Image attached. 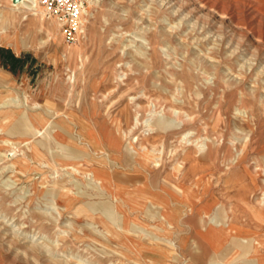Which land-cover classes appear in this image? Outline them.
I'll list each match as a JSON object with an SVG mask.
<instances>
[{
	"label": "rangeland",
	"instance_id": "rangeland-1",
	"mask_svg": "<svg viewBox=\"0 0 264 264\" xmlns=\"http://www.w3.org/2000/svg\"><path fill=\"white\" fill-rule=\"evenodd\" d=\"M88 2L70 45L0 0V264H260L264 0Z\"/></svg>",
	"mask_w": 264,
	"mask_h": 264
},
{
	"label": "bare ground",
	"instance_id": "bare-ground-1",
	"mask_svg": "<svg viewBox=\"0 0 264 264\" xmlns=\"http://www.w3.org/2000/svg\"><path fill=\"white\" fill-rule=\"evenodd\" d=\"M11 1V5L13 6V7H18V6H22V7H24L25 9H30V7L28 6V5H30V4H32V1L33 0H19L17 3H14L13 2V0H10ZM32 8V7H31ZM149 8V7H148ZM40 10V9H39ZM37 11V10H36ZM237 13V12H236ZM239 17V16H238ZM191 18V17H190ZM238 19V18H237ZM227 25V24H226ZM229 26V25H228ZM221 28V27H220ZM124 34V33H123ZM236 34V33H235ZM84 36H85V34H84ZM84 38V37H83ZM120 92V91H119ZM134 125V124H133ZM149 127H151L148 131L149 132H152V131H154V129L155 130H158V129H162V130H166V129H172V130H179V129H181L182 128V126H179L178 124H176V123H174L172 120H170V119H164V118H156V120H155V122H151L149 125H148ZM152 127H154V128H152ZM50 132H51V130H50ZM145 134V133H144ZM49 135V134H48ZM187 135H189V132H186V133H184L183 134V137H185V136H187ZM133 141H134V139H133ZM133 141H132V139H131V141H130V143H129V145L127 146V151L129 152V153H131V154H133L132 153V151H130L131 150V148H130V146L131 145H133ZM137 141V140H136ZM197 141V140H196ZM206 143H207V141H206ZM135 145V144H134ZM201 145H199V147H200ZM204 146H205V148L203 147V148H201V151H203V152H205V151H207V147H206V145L204 144ZM137 148V147H136ZM142 150H146L145 148L144 149H142ZM250 154V153H249ZM139 155L142 157L141 158V160L143 161V164L145 165V166H147V164L149 163V161L150 160H152V159H154V157H153V155L149 152V151H142L141 153H139ZM212 155V154H211ZM216 155V154H215ZM127 161V160H126ZM105 175H106V171L105 170H103L102 171ZM97 173L96 172V175H94V176H104V174L103 173ZM109 176H110V174H108ZM112 175V174H111ZM100 181H102V184L103 183H105L106 184V188H108L109 190H112V191H118V190H120V189H122V190H124L125 191V189L124 188H121V187H119L116 183H115V181L113 180V182L112 183H108V182H105V180L104 179H100ZM95 182H96V180H95ZM99 183V182H98ZM125 185V184H124ZM143 188H145V186L144 185H140V187H139V185H138V187H136V189H135V191H138V190H140V189H143ZM180 191V190H179ZM134 192V191H133ZM179 195V194H178ZM148 203V202H147ZM187 204V203H186ZM221 204V203H220ZM184 206V205H183ZM188 206V205H187ZM223 207H224V205H223ZM223 211V210H222ZM162 212H164V210L162 211ZM218 212V211H217ZM161 217H162V219H164V220H167L168 222H169V219H170V216L168 215V213H170V212H168V210H165V215L164 214H162L161 212H157ZM185 213V212H184ZM185 215V214H184ZM224 215V214H223ZM180 216V215H179ZM169 217V218H168ZM186 217V216H185ZM220 217V216H219ZM218 217V218H219ZM223 217V216H222ZM183 219V218H182ZM222 219V221H223V218H221ZM150 220V219H149ZM193 220V219H192ZM213 220V219H212ZM212 220H210V221H212ZM216 220V219H215ZM214 221V220H213ZM225 221V220H224ZM223 221V222H224ZM215 222V221H214ZM208 224V223H207ZM215 224V223H214ZM213 224V225H214ZM219 225V224H218ZM222 225V224H221ZM208 237H209V239H210V242H209V244H210V246L215 250V251H217L219 248H220V246H221V244L222 243H225L230 237H231V235H236V234H238L237 233V231L234 229V228H232V227H229V226H227L226 227V225H224V226H222V227H220V225H219V227H212V228H209L208 229ZM251 239V238H250ZM255 244H254V246H255V248H254V252H255V255H257L258 256V251H257V246H259V245H262V244H264V241L261 243L260 241H258V240H255ZM174 245V244H173ZM179 249V248H178ZM225 249V248H224ZM228 249V248H227ZM235 252V251H234ZM252 252V251H251ZM182 254V253H181ZM238 254V253H237ZM239 255V254H238ZM180 257V256H179ZM231 260V259H230ZM258 260L263 264V262H262V260H264V256H258ZM256 261V260H255ZM260 263V264H261Z\"/></svg>",
	"mask_w": 264,
	"mask_h": 264
},
{
	"label": "built area",
	"instance_id": "built-area-1",
	"mask_svg": "<svg viewBox=\"0 0 264 264\" xmlns=\"http://www.w3.org/2000/svg\"><path fill=\"white\" fill-rule=\"evenodd\" d=\"M42 14L59 26L64 41L73 45L85 34L88 0H36Z\"/></svg>",
	"mask_w": 264,
	"mask_h": 264
},
{
	"label": "crops",
	"instance_id": "crops-1",
	"mask_svg": "<svg viewBox=\"0 0 264 264\" xmlns=\"http://www.w3.org/2000/svg\"><path fill=\"white\" fill-rule=\"evenodd\" d=\"M1 51V54H2V57H3V64L7 67H10V68H16V65H17V61L15 60L16 59V56H14L9 50H0ZM23 63V62H22ZM16 64V65H15Z\"/></svg>",
	"mask_w": 264,
	"mask_h": 264
},
{
	"label": "water",
	"instance_id": "water-1",
	"mask_svg": "<svg viewBox=\"0 0 264 264\" xmlns=\"http://www.w3.org/2000/svg\"><path fill=\"white\" fill-rule=\"evenodd\" d=\"M19 0H13L14 3H17Z\"/></svg>",
	"mask_w": 264,
	"mask_h": 264
}]
</instances>
